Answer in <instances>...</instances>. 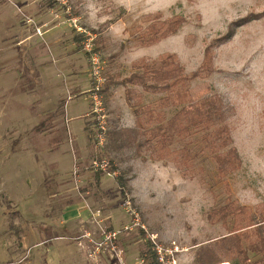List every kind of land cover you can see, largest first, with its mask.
Wrapping results in <instances>:
<instances>
[{
    "label": "rangeland",
    "instance_id": "rangeland-1",
    "mask_svg": "<svg viewBox=\"0 0 264 264\" xmlns=\"http://www.w3.org/2000/svg\"><path fill=\"white\" fill-rule=\"evenodd\" d=\"M167 54L193 103L218 94L228 108L241 164L225 176L226 149L206 145L214 126L163 142L159 126L183 105L125 85ZM103 158L116 173L97 183ZM229 196L264 208V0H0V264H148L157 245L177 248L176 264H199L197 252L242 264L219 240L237 222L212 213ZM107 231L113 247L98 246Z\"/></svg>",
    "mask_w": 264,
    "mask_h": 264
},
{
    "label": "trees",
    "instance_id": "trees-1",
    "mask_svg": "<svg viewBox=\"0 0 264 264\" xmlns=\"http://www.w3.org/2000/svg\"><path fill=\"white\" fill-rule=\"evenodd\" d=\"M173 22H165V27L160 34L161 36H167L177 31L181 20L177 19ZM81 46L83 47V45ZM208 59H210V56L207 54L205 62H208ZM142 66L143 72H133L125 79V85L139 84L147 91L168 92L169 94L162 100L164 105L171 103L183 105L179 112L166 125L159 126L161 140L166 142L174 136L185 137L191 133L193 128L201 125L206 128L214 126L206 145L212 148V150L226 149L223 153L215 155L219 172L222 176H225L236 170L241 164V158L237 149L230 147L233 137L228 122V108L222 97L215 94L204 98L198 104L193 103L190 93L185 89L191 77L185 73L180 62L172 54L162 56L158 67H154L150 63H143ZM126 94L128 102L132 104V90L129 87L126 88ZM185 104L189 105L185 106ZM116 135V132L112 134L113 140H117ZM133 141L138 148L141 147L142 143L137 137L134 136ZM104 172L98 171L96 173L97 183H100V178ZM115 172L116 169L110 166L108 173ZM116 180L119 186L125 187L122 175L116 174ZM212 213H220V217L223 218L231 216L237 222L230 234L223 236L219 240L225 243V247L233 252L234 256L242 264H264V208L258 207L256 211H253L245 206H237L229 196L228 202ZM146 253L150 254V256L146 254L148 264H158L155 251L152 248ZM252 256L257 258L252 260ZM148 257L151 259L149 260ZM196 257L199 264L221 263V259H217L216 257L213 259L214 257L211 258L212 255L207 256L201 252H197Z\"/></svg>",
    "mask_w": 264,
    "mask_h": 264
},
{
    "label": "built area",
    "instance_id": "built-area-1",
    "mask_svg": "<svg viewBox=\"0 0 264 264\" xmlns=\"http://www.w3.org/2000/svg\"><path fill=\"white\" fill-rule=\"evenodd\" d=\"M97 90L94 91L92 95L93 99V106H94V113H95V120H96V131L94 134V140L97 146H103L106 137H107V124L105 117L102 113V99L99 94V86L96 87ZM110 165V161L103 158L101 160L95 159L92 161V167L97 171H105ZM116 173V172H115ZM133 225L140 226L145 228V226L141 223L138 214L134 213L133 215ZM128 228V227H126ZM116 232L107 231L104 233V238L102 242L98 243V246H102L103 244H111L113 247V242L116 239ZM154 239V237H153ZM157 259L159 264H176L175 258L173 257L175 252H177V248H164L160 245H157L155 248Z\"/></svg>",
    "mask_w": 264,
    "mask_h": 264
},
{
    "label": "bare ground",
    "instance_id": "bare-ground-1",
    "mask_svg": "<svg viewBox=\"0 0 264 264\" xmlns=\"http://www.w3.org/2000/svg\"><path fill=\"white\" fill-rule=\"evenodd\" d=\"M219 264H227L226 262H221V263H219Z\"/></svg>",
    "mask_w": 264,
    "mask_h": 264
}]
</instances>
